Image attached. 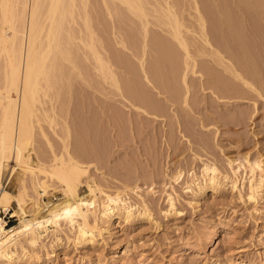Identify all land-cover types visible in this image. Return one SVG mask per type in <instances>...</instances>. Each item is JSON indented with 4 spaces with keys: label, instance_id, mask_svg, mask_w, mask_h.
<instances>
[{
    "label": "bare ground",
    "instance_id": "obj_1",
    "mask_svg": "<svg viewBox=\"0 0 264 264\" xmlns=\"http://www.w3.org/2000/svg\"><path fill=\"white\" fill-rule=\"evenodd\" d=\"M232 1L234 7L229 3ZM86 3L87 0H0V178L8 161L15 165L10 166L9 177L13 169L19 170L13 178L15 191L6 190L0 183V210L4 212L14 203L10 216L17 220L16 224L7 228L3 227L0 219V264H31L33 260L41 263L37 251L46 250L44 245L49 238L50 251H45L47 257L55 256L52 247L61 241L62 236L73 245H91L103 240L104 234L110 235L114 227L122 228L138 219L159 225L148 208L147 199L137 193L136 185L127 188L137 197L130 201L124 186L106 191L94 180L88 173L89 166L71 152L70 144L65 141L67 134L65 140L61 139V151L56 153L52 150V155L49 152L51 158L48 162L41 159L35 148V127L49 149L52 148L47 133L42 129V122L49 124L52 132L59 137L53 127L54 117L47 114L54 108H44L40 97L47 94L43 87L46 85L42 83L50 81L51 77L58 79L66 71L62 69L64 61L71 65V72L76 70L79 73L80 66L75 64L79 49L84 58H93L94 69L102 77L101 80L110 83L118 95L129 99L132 107L162 112L163 105L143 92L144 88L139 90L134 87L136 82L132 78L138 74L126 55L127 58L118 53L113 45L112 49L110 43L107 45L109 50L105 49L106 54L103 52L104 56L99 51L96 42L100 41L90 29L88 20L91 18L87 19ZM77 4H80L81 11ZM102 4L117 23L115 26L125 28L123 39L132 54L141 52L137 67H140L143 77L148 83L153 80L155 87L162 92L168 91L166 93L172 102L174 99L178 103L181 99L185 106H189L190 86L193 85L188 83V73H191L197 79L198 84L195 85L216 99L247 97L250 100L255 97L264 103V0H102ZM230 7H233V12L242 11V14L250 15L247 19L251 20L245 22L248 35L242 33L244 28L241 23L239 25V18L238 22L235 21L236 17L241 16L242 19V14L233 13ZM232 15L236 16L233 20ZM131 16L136 19V24ZM77 17L82 19V29L74 27ZM151 24L161 28L166 35L150 30ZM84 29L85 34L82 33ZM240 29L243 31L240 32ZM149 43L158 57L146 65L145 56H142ZM112 59L129 76L119 78L112 67ZM164 62L168 64H162ZM156 64L169 65V69L165 67L168 70L164 72ZM252 105L255 110L256 100ZM241 113L235 118L237 123L244 118ZM63 120L64 130L69 134L68 125ZM197 158L194 156V159ZM198 160L201 162L199 176H194L191 171L188 172L190 179L182 181L183 192L189 195L187 205H196L207 192L219 196L228 193L253 206L258 198L263 197L264 162L260 155L253 159L247 153L239 158L226 157L227 169L218 167L214 161ZM183 175L181 169L173 171L167 175L168 185L179 183ZM50 184H55L53 188L62 196L57 201L40 202V197L52 189ZM173 185L170 191H165L167 208L164 215L167 216L178 215L175 206L178 195ZM80 186H85V193H79ZM152 189L148 188V192H153ZM239 261L240 264H262L258 261ZM211 264H221V261Z\"/></svg>",
    "mask_w": 264,
    "mask_h": 264
},
{
    "label": "rangeland",
    "instance_id": "obj_2",
    "mask_svg": "<svg viewBox=\"0 0 264 264\" xmlns=\"http://www.w3.org/2000/svg\"><path fill=\"white\" fill-rule=\"evenodd\" d=\"M87 3L86 16L87 19L91 18L90 21L88 20L91 25H89L90 29L94 32V36L96 35L95 38L99 39L97 41H100L96 42L99 51L106 54V47L107 49L111 47L121 55H126L138 74L132 78L136 82L134 87L139 90L144 88L143 92L155 101L157 100L161 106L163 105L162 112L155 113L144 107H140L141 109L132 107L133 103H128L129 99L118 95L119 93L109 85L110 83L101 80L102 77L98 75L96 68L94 69L93 58L91 56V60L84 58L79 49L75 58L77 61L75 64L80 66L79 73L76 70L71 72L69 69L71 65L64 61L62 69L66 71L62 73L67 75L68 79L62 74L64 78L57 77L58 79L63 78L59 79V82L55 79L56 77H51L52 80L50 78V81L42 83L46 85L43 87L47 94L45 96L41 94L40 97L44 102V108L48 106L54 108L47 111V114L54 117L56 126L53 124V127L60 138L52 132L49 124L42 122V129L44 128L43 131L47 133L52 148L49 149L35 127V132H37L35 133V148L39 153L35 152L41 154L43 161L48 162L52 150L56 153L61 151V139H64L67 134L69 138L66 137L64 140L68 145L70 144L71 152L76 154L75 156L83 164L89 166L88 173L94 180H97L101 186L103 185L106 191L124 186L130 201L137 199L136 195L129 190L136 185L137 193L147 199L145 200L148 208L159 225L155 226L146 220L138 219L128 225H123L122 228L114 227L110 235L104 234L103 240L91 245H73L61 235L63 237L61 241L54 243V248L52 247L55 256L50 257H47L45 253V251H50L48 246L51 238L48 237L44 245L46 250L37 251L41 257V263L33 260L31 264H101V262L102 264L103 262L104 264H211L215 261H221V264H240L239 260L258 261L264 264V191L261 193L263 197L258 198V203H254V206L247 201L235 199L228 193L219 196L218 194L212 195L210 192H207L204 198L197 202L198 205L190 206L186 203L189 195L183 192L184 184L182 183L190 179L191 171L194 176H199L201 162L198 158L214 161L220 168L228 167L226 157L239 158L246 153L252 159L260 155L264 162L263 101L255 97L250 100L247 97L216 99L214 95L200 90L199 85H195L198 84L197 79L188 73V83L191 82L194 87L190 86V107L185 106L181 99H178V103L174 99L172 102V98H169V94L166 93L168 91L162 92L161 89L155 87L156 83L154 84L151 78V83H148L143 77L140 67H137L141 52L137 51L132 54L123 39L125 28L120 26L119 29L118 25L115 26L116 22L112 16L107 14L102 0H91V2L87 0ZM229 3L234 7L233 1ZM232 8L230 7L233 12ZM262 8L264 9V4ZM233 13H239L240 16L242 11L234 10ZM243 14L244 23L241 22V16L236 17V14L232 15L231 19L233 16L236 17L235 21L239 18L237 22L239 25L241 23L244 28V31L242 28L240 32L243 31V34L245 32V35H248V25L245 22L251 18L247 19L250 16L247 13ZM227 17L230 20V16ZM131 18L133 23L137 22L134 17L131 16ZM81 20L80 17L76 18L74 25L76 29L77 27L78 29L83 28ZM78 22L82 24L79 25ZM103 22L106 25L102 24ZM149 29L161 36L166 35L161 28L153 24L149 26ZM84 31L85 29L82 33ZM137 34L140 35L139 32ZM109 43L110 47H108ZM148 45L142 56L143 58L145 56L144 64L146 65L156 61L158 57L150 47V43ZM89 54L88 52L87 58ZM111 62L119 78L129 76L126 71L124 72V68L120 69V65L116 64L113 59ZM162 64H158L159 66L156 64V67L161 68L160 70L163 68L164 72L167 71L169 65ZM51 81L53 83H50ZM242 98L246 99L245 102ZM254 100H256L257 110L253 109ZM241 112L244 115L243 122L240 120L241 122L237 123L235 118ZM245 112L248 114L246 115ZM63 119L68 125L69 134L64 130ZM194 156L198 158L194 159ZM12 165H14L12 161L4 165L0 178L2 186L8 178L4 188L9 191L16 190L13 178L19 171L17 168L13 169L9 177ZM177 169L184 171L183 179L169 186L167 175L169 176ZM52 185L55 186V184ZM52 185L50 186L52 189L40 197V202L41 200L47 202L60 199L62 193L54 189ZM172 185L178 195L175 200L178 215L167 216L164 215L167 208L165 191H170ZM148 188H153V192H148ZM78 191L81 194L85 193V186H80ZM10 206L11 211L15 205L11 203ZM16 223L17 220L14 217L12 226ZM239 248L242 250H238Z\"/></svg>",
    "mask_w": 264,
    "mask_h": 264
},
{
    "label": "built area",
    "instance_id": "obj_3",
    "mask_svg": "<svg viewBox=\"0 0 264 264\" xmlns=\"http://www.w3.org/2000/svg\"><path fill=\"white\" fill-rule=\"evenodd\" d=\"M7 179H6L5 183L7 182ZM4 184H3V187H4ZM8 211H10V208L5 210L4 212L0 210V219L2 220V223H3L2 225H3V227H7V228L12 226V221L14 219V217L10 216L11 213Z\"/></svg>",
    "mask_w": 264,
    "mask_h": 264
}]
</instances>
